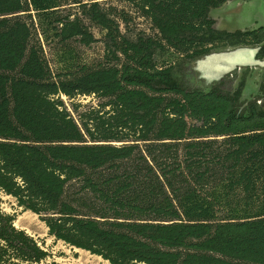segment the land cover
I'll list each match as a JSON object with an SVG mask.
<instances>
[{
	"label": "trees",
	"instance_id": "1",
	"mask_svg": "<svg viewBox=\"0 0 264 264\" xmlns=\"http://www.w3.org/2000/svg\"><path fill=\"white\" fill-rule=\"evenodd\" d=\"M228 1L0 0V194L109 264H264V81L246 102L245 80H187L224 48L264 58V25L217 29ZM16 218L0 264H59Z\"/></svg>",
	"mask_w": 264,
	"mask_h": 264
},
{
	"label": "rangeland",
	"instance_id": "2",
	"mask_svg": "<svg viewBox=\"0 0 264 264\" xmlns=\"http://www.w3.org/2000/svg\"><path fill=\"white\" fill-rule=\"evenodd\" d=\"M241 2L244 5V12L237 21L232 17L225 19L222 16L220 18L218 17L220 16V10L218 8L212 9L211 16L216 20L219 19L216 24L217 29L226 31L245 30L252 23L255 14L262 13L264 15V0H241ZM94 32L97 34L96 30ZM60 46H57L58 49L51 52V57L49 54L53 66L57 70H66L80 61L96 62L102 57L103 53L101 43L93 45L90 49L77 47L75 44L67 45L65 49L60 48ZM258 49L259 47L224 48L209 56L200 58L190 64V74L187 80L193 87L203 90H208L213 84L220 82L222 79L226 81V87L233 88H237L239 83L245 80L242 100L250 101L257 97L259 86L264 81V58H255L256 60L240 64L231 63L229 59L244 52L249 56L251 50L258 52ZM45 50L48 56V41L45 42ZM78 56H80V59H78ZM78 102L88 104L91 102V98H78ZM0 209L3 212L15 214L17 217L15 225L18 228L25 230L34 238L44 241V249L51 254L49 262L55 261L59 264H109L101 257L84 250L71 248L63 242L55 243L54 239L48 236L47 228L36 215L30 212H22L21 209L16 208V204L11 198L1 194Z\"/></svg>",
	"mask_w": 264,
	"mask_h": 264
},
{
	"label": "crops",
	"instance_id": "3",
	"mask_svg": "<svg viewBox=\"0 0 264 264\" xmlns=\"http://www.w3.org/2000/svg\"><path fill=\"white\" fill-rule=\"evenodd\" d=\"M243 7H244V5H243V2H241V0L228 1L224 5H222L221 7L218 8L220 10V13H219L220 16H218V17L221 18L222 16H224L225 19L227 17H232L235 21H237V19L241 18L242 14L244 12ZM211 14H212V10L210 11V16H211ZM214 20L216 21V24H217L219 19L217 18V20L216 19H214ZM263 24H264V15H262V13H257L254 15V19H253L252 23H250V25H248L249 27H247V28L248 29H255V28H258L260 26H263ZM240 54L245 58L244 61H242V62H247V59H246V57H248L247 54L245 52L240 53ZM242 62H238V63L240 64ZM238 63L236 62L234 64H238Z\"/></svg>",
	"mask_w": 264,
	"mask_h": 264
},
{
	"label": "bare ground",
	"instance_id": "4",
	"mask_svg": "<svg viewBox=\"0 0 264 264\" xmlns=\"http://www.w3.org/2000/svg\"><path fill=\"white\" fill-rule=\"evenodd\" d=\"M250 59L253 57V51H250L249 52V56H248ZM248 57H246V59H248ZM244 57L241 55V54H238V55H236L235 57H232V58H230L229 59V61L231 62V63H238V62H242V61H244ZM256 60V59H255ZM228 63V62H227ZM239 64V63H238Z\"/></svg>",
	"mask_w": 264,
	"mask_h": 264
},
{
	"label": "water",
	"instance_id": "5",
	"mask_svg": "<svg viewBox=\"0 0 264 264\" xmlns=\"http://www.w3.org/2000/svg\"><path fill=\"white\" fill-rule=\"evenodd\" d=\"M251 51H253V50H251ZM256 54H257V52L253 51V57L251 59L248 57L247 61H253V60H255Z\"/></svg>",
	"mask_w": 264,
	"mask_h": 264
}]
</instances>
